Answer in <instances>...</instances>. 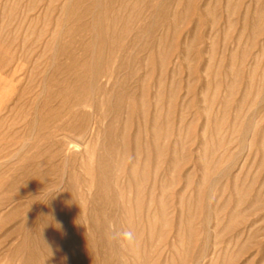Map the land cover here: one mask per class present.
Returning a JSON list of instances; mask_svg holds the SVG:
<instances>
[{"label": "rangeland", "instance_id": "374dc122", "mask_svg": "<svg viewBox=\"0 0 264 264\" xmlns=\"http://www.w3.org/2000/svg\"><path fill=\"white\" fill-rule=\"evenodd\" d=\"M0 264H264V0H0Z\"/></svg>", "mask_w": 264, "mask_h": 264}, {"label": "clouds", "instance_id": "9594fccd", "mask_svg": "<svg viewBox=\"0 0 264 264\" xmlns=\"http://www.w3.org/2000/svg\"><path fill=\"white\" fill-rule=\"evenodd\" d=\"M116 235L120 240L127 242L129 244L133 243L135 240V235L131 230H123L117 233Z\"/></svg>", "mask_w": 264, "mask_h": 264}]
</instances>
